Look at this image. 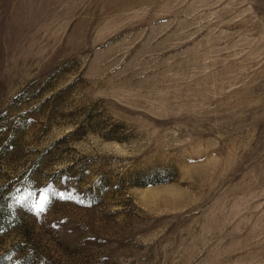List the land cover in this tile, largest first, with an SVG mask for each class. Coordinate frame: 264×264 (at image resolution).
<instances>
[{
	"label": "rangeland",
	"instance_id": "obj_1",
	"mask_svg": "<svg viewBox=\"0 0 264 264\" xmlns=\"http://www.w3.org/2000/svg\"><path fill=\"white\" fill-rule=\"evenodd\" d=\"M0 264H264V0H0Z\"/></svg>",
	"mask_w": 264,
	"mask_h": 264
}]
</instances>
